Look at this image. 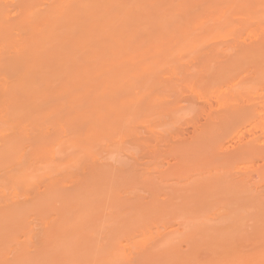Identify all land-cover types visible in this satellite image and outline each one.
Listing matches in <instances>:
<instances>
[{
	"label": "bare ground",
	"instance_id": "obj_1",
	"mask_svg": "<svg viewBox=\"0 0 264 264\" xmlns=\"http://www.w3.org/2000/svg\"><path fill=\"white\" fill-rule=\"evenodd\" d=\"M0 264H264V0H0Z\"/></svg>",
	"mask_w": 264,
	"mask_h": 264
}]
</instances>
